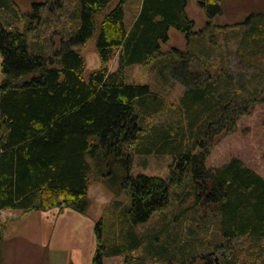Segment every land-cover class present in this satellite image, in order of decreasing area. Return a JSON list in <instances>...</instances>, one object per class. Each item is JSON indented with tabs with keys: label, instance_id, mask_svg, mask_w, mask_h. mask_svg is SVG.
<instances>
[{
	"label": "trees",
	"instance_id": "obj_1",
	"mask_svg": "<svg viewBox=\"0 0 264 264\" xmlns=\"http://www.w3.org/2000/svg\"><path fill=\"white\" fill-rule=\"evenodd\" d=\"M115 1L80 0L76 33L51 52L41 46L33 51L29 34L0 22V263L9 226L2 211L70 210L85 216L92 183L103 185L114 199L95 224L91 264L130 254L147 241L145 257H163L166 247L157 244L159 237L148 240L137 226L168 208L174 193L185 201V186L195 199L193 208H201L198 221L206 236L215 232L221 244L247 241L258 251L264 241V178L238 158L219 168H208L206 161L215 139L233 131L253 104L264 103V12L253 11L244 22L252 24L236 55L245 71L235 77L220 68L214 77L207 65L201 71L191 67L195 50L162 54L171 29L188 44L197 35L188 0H140L130 26L125 0L111 8ZM198 3L209 21L223 13L221 0ZM0 7L11 8L8 0H0ZM91 40L101 66L87 74L83 49ZM202 49L201 57L209 58ZM117 54L118 67L110 72ZM150 63L164 84L174 76L184 85L172 107L149 84L126 81L128 67ZM134 154L172 156L175 169L165 179L134 177ZM48 219H42L44 230ZM210 240L206 248L215 243ZM185 245L178 242L175 248ZM223 264L242 263L234 255Z\"/></svg>",
	"mask_w": 264,
	"mask_h": 264
},
{
	"label": "rangeland",
	"instance_id": "obj_2",
	"mask_svg": "<svg viewBox=\"0 0 264 264\" xmlns=\"http://www.w3.org/2000/svg\"><path fill=\"white\" fill-rule=\"evenodd\" d=\"M118 1L116 0L111 8ZM198 2L199 0H188L187 6L188 16L196 23L197 35L194 36L193 41L188 44L183 34L171 29L170 41L162 45V54H168L174 48L181 52H186L188 49L195 50L198 58L191 63L194 69L201 71L203 69L201 67L207 65L210 74L215 77L216 71L220 72L219 69L224 68L237 77L238 73L245 71L244 63L236 55L237 47L243 33L252 24V21L250 24H244V22L251 12H264V0H221L223 13L212 21L207 19ZM80 3V0H8L11 8L0 7V22L29 34L28 42L33 51L41 46L51 52L52 49L60 47L64 38L68 39L76 33L79 26L77 13ZM124 7L125 22L130 26L140 9V0H125ZM35 11H37L36 16H39L36 19L32 15ZM94 44V40H91L83 49L87 74L101 66ZM202 47L205 53H209V58L201 57ZM1 62L0 55V83ZM117 67L118 54L109 64V71L113 72ZM246 73L249 76L254 72L251 70ZM175 79L171 76L168 85L164 84L152 63L130 66L126 71L128 83L149 84L154 93L168 102L169 107L176 104L186 90L184 85ZM263 118L264 103L253 104V108L240 118L233 131L224 132L215 139L206 161L207 167L219 168L232 159L238 158L246 167L264 178ZM156 120L161 121L160 118ZM172 163V156L134 154L130 173L134 177L144 175L165 179L175 169L170 167ZM185 187L182 189L184 193L187 192L185 201H179L174 193L173 201L168 208L162 213H155L146 224L137 226L138 232L146 234L148 240H152L153 235L159 237L157 244H164L166 247L163 257L159 259L151 255L145 257L147 255L145 249L151 242L147 241L141 248L130 254L104 258V264H139V262L143 264H204L203 258L210 255V252L214 250L213 247L220 246L221 241L215 232L211 236H206L201 230V222L198 221V218H201V208H193L195 199L189 197ZM178 192L180 193L181 190ZM89 197L91 205L85 216L70 210H65L61 214H57L58 211L28 214L17 210L5 211L3 220L9 222V226L3 234L5 245L0 264H91L97 248L94 227L105 207L114 199V195L103 185L92 183ZM208 213L205 212V219L210 216ZM45 215H48L49 219L48 228L44 230V222L41 218ZM53 216L54 218H51ZM207 222L214 225L209 218ZM48 233L51 235L50 239L47 240L46 237L43 239L44 234ZM212 238L217 245L214 243L206 248L208 240L211 244ZM178 242L186 243V245L181 249L175 248ZM221 245L228 256H231L232 251L236 253V257L242 264H264V241L263 246L258 247V251L248 248V242L243 240L234 242L233 250L229 248V245L227 247L226 243ZM191 252L193 256L190 257ZM217 259L219 264L222 257ZM212 261L215 264L214 257Z\"/></svg>",
	"mask_w": 264,
	"mask_h": 264
},
{
	"label": "flooded vegetation",
	"instance_id": "obj_3",
	"mask_svg": "<svg viewBox=\"0 0 264 264\" xmlns=\"http://www.w3.org/2000/svg\"><path fill=\"white\" fill-rule=\"evenodd\" d=\"M234 243V242H233ZM232 243V244H233ZM232 244H229V243H226V246L228 247V245H229V248L230 249H232L233 250V248H232ZM223 248V246L220 244V246L218 247L217 246V248H214L213 247V251L212 252H210V255H208V257H206V258H203V260H202V262L204 263V264H213V261H212V259H213V257H214V261H215V264H218L217 263V261H216V258H219L220 256L222 257V261H220L219 262V264H223L224 263V261H228V260H231L232 259V256H234V255H236V253H234L233 251L231 252V256H228L227 254H226V252H225V250L224 249H222ZM234 255H233V254ZM220 255V256H219Z\"/></svg>",
	"mask_w": 264,
	"mask_h": 264
},
{
	"label": "crops",
	"instance_id": "obj_4",
	"mask_svg": "<svg viewBox=\"0 0 264 264\" xmlns=\"http://www.w3.org/2000/svg\"><path fill=\"white\" fill-rule=\"evenodd\" d=\"M140 9H141V4H140ZM140 9H139V11H138V13L137 14H135L136 16H135V19H134V21L136 20V17H137V15L139 14V12H140ZM133 21V22H134ZM4 212L5 211H2V219H3V216H4ZM46 216H48V215H45V216H43V218H46ZM43 218H41V219H43ZM4 221V220H3Z\"/></svg>",
	"mask_w": 264,
	"mask_h": 264
},
{
	"label": "water",
	"instance_id": "obj_5",
	"mask_svg": "<svg viewBox=\"0 0 264 264\" xmlns=\"http://www.w3.org/2000/svg\"><path fill=\"white\" fill-rule=\"evenodd\" d=\"M216 261L218 262V259Z\"/></svg>",
	"mask_w": 264,
	"mask_h": 264
}]
</instances>
